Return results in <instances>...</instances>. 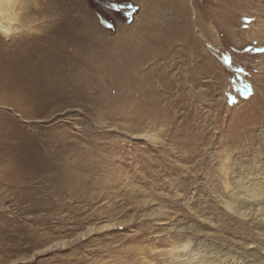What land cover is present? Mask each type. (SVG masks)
<instances>
[{
    "label": "rangeland",
    "instance_id": "rangeland-1",
    "mask_svg": "<svg viewBox=\"0 0 264 264\" xmlns=\"http://www.w3.org/2000/svg\"><path fill=\"white\" fill-rule=\"evenodd\" d=\"M9 1L0 264L264 260V0Z\"/></svg>",
    "mask_w": 264,
    "mask_h": 264
},
{
    "label": "bare ground",
    "instance_id": "bare-ground-1",
    "mask_svg": "<svg viewBox=\"0 0 264 264\" xmlns=\"http://www.w3.org/2000/svg\"><path fill=\"white\" fill-rule=\"evenodd\" d=\"M9 2H10L9 0H0V14L2 13V11H1L2 10V8H1L2 4L9 3ZM13 30L14 29L12 28L11 24L5 22L4 20H2L0 18V33H4L5 35H10V34H12ZM255 164L253 162L250 165V167L239 171V174L242 176V183L240 184V185H242V189L239 192L238 196L235 198V200H233L232 197L231 198L233 200V204H234L233 206L236 209L238 215L240 217H246V218L249 215H253L251 213L255 214V210L254 211L250 210L251 208L248 207V205L246 204V201L248 199H251L252 203H254L257 207L256 212H258L260 214V215L258 214V216L262 217V222H264V167L263 168L258 167V166L256 167ZM228 208H229V205H228ZM229 210H231V209H229ZM248 212H249V214H247ZM239 227H241V226H239ZM259 227H260L261 231H264V224L263 223H260ZM245 229H247V228H245ZM247 236L249 237V235H247ZM253 236H255V235H253ZM263 246H264V244H263ZM217 250L220 254V258L219 259H216V258L212 259L209 262L207 261L208 263H205V264H224L230 260H233L236 262L238 261V262H240V264H246V262H247V261H245L246 257L244 255H239L237 253H234V251L233 252L226 251V250L223 251L222 248H218V247H217ZM252 261H253L252 264H264V260L260 259V257L258 258L257 255H256V258L253 259ZM189 264H193V263H189Z\"/></svg>",
    "mask_w": 264,
    "mask_h": 264
}]
</instances>
